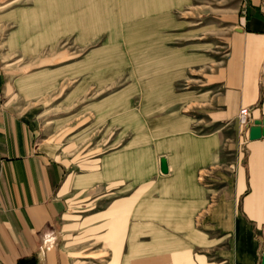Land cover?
I'll use <instances>...</instances> for the list:
<instances>
[{
	"label": "rangeland",
	"instance_id": "1",
	"mask_svg": "<svg viewBox=\"0 0 264 264\" xmlns=\"http://www.w3.org/2000/svg\"><path fill=\"white\" fill-rule=\"evenodd\" d=\"M94 3L100 9L89 7ZM104 4L124 8L110 13L100 0H0L3 99L35 119L36 145L65 163L70 176L65 191L74 187L65 194L72 226L62 239L70 264H102L111 247L105 263H119L122 202L116 199L133 193L137 184L152 183L155 164L165 161L142 148L136 151L135 142L146 140L153 125L159 131L160 124L152 121L176 108L192 114L194 132L213 130L204 105L220 87L215 73L226 57L241 0ZM173 91L175 104L169 100ZM220 142L221 165H206L195 175L207 189V202L226 179L234 149L230 127L221 128ZM111 203L106 212L111 229L103 239L101 228L88 227L98 217L88 216ZM202 209L192 210L195 219ZM260 244L264 251L263 239ZM207 248L193 251V259L198 252L207 261L221 259V251ZM154 252H160L163 264L173 259V251Z\"/></svg>",
	"mask_w": 264,
	"mask_h": 264
},
{
	"label": "crops",
	"instance_id": "2",
	"mask_svg": "<svg viewBox=\"0 0 264 264\" xmlns=\"http://www.w3.org/2000/svg\"><path fill=\"white\" fill-rule=\"evenodd\" d=\"M100 1L110 13L119 6L124 8ZM145 2L148 5L150 0ZM89 7L100 9V4ZM227 45L226 57L215 73L220 87L204 105L213 130L194 132L191 127L197 121L192 114L174 108L152 121L160 124L158 132L153 125L146 140L135 142L137 152L142 148L164 156L167 170L160 171L157 162L152 183L137 184L133 193L116 199L122 202L117 222L118 264H163L160 252L154 251H173V259L167 264H264L260 244L261 239L264 241V135L246 136L251 120L264 115V0H241ZM3 72L0 57V84ZM169 98L171 104L178 101L175 91ZM241 106L248 107L247 123L237 120ZM223 126L232 130L233 154L225 166L226 179L207 202V189L195 175L206 165H221L216 150ZM36 128L35 119L26 111L19 113L14 105L5 103L2 86L0 264H70L62 239L63 231L72 226L67 221L69 202L65 194L74 187L65 191L70 182L66 165L36 145ZM126 144L120 146L121 154ZM158 180H164L161 187L156 184ZM112 203L88 216L98 217L88 227L101 228L98 233L103 239L111 229V215L106 212ZM168 207H173L172 213L166 211ZM193 209H202L198 220ZM207 247L221 251V259L207 261L202 252L193 259V251H208ZM111 251L112 247L109 258Z\"/></svg>",
	"mask_w": 264,
	"mask_h": 264
},
{
	"label": "water",
	"instance_id": "3",
	"mask_svg": "<svg viewBox=\"0 0 264 264\" xmlns=\"http://www.w3.org/2000/svg\"><path fill=\"white\" fill-rule=\"evenodd\" d=\"M235 29H239V26H235ZM259 135H264V115L261 117H256L251 120V123L247 126L246 136L247 138H256ZM159 168L161 171L165 172L167 170V165L164 159L161 158ZM264 261V256H261V263Z\"/></svg>",
	"mask_w": 264,
	"mask_h": 264
},
{
	"label": "built area",
	"instance_id": "4",
	"mask_svg": "<svg viewBox=\"0 0 264 264\" xmlns=\"http://www.w3.org/2000/svg\"><path fill=\"white\" fill-rule=\"evenodd\" d=\"M237 118L239 122L247 123V121L250 120L248 117V107L246 106L239 107L237 110Z\"/></svg>",
	"mask_w": 264,
	"mask_h": 264
},
{
	"label": "bare ground",
	"instance_id": "5",
	"mask_svg": "<svg viewBox=\"0 0 264 264\" xmlns=\"http://www.w3.org/2000/svg\"><path fill=\"white\" fill-rule=\"evenodd\" d=\"M163 159V158H162Z\"/></svg>",
	"mask_w": 264,
	"mask_h": 264
}]
</instances>
